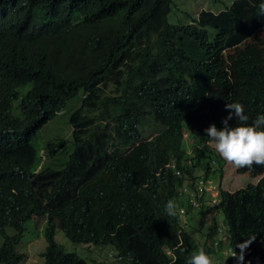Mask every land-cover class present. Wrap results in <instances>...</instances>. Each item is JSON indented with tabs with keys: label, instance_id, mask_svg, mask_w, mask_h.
<instances>
[{
	"label": "trees",
	"instance_id": "obj_1",
	"mask_svg": "<svg viewBox=\"0 0 264 264\" xmlns=\"http://www.w3.org/2000/svg\"><path fill=\"white\" fill-rule=\"evenodd\" d=\"M257 3L208 0L196 17L172 23L173 0H26L35 19L13 31L20 58L0 62L10 70L0 75V264L23 263L16 247L32 218L44 223L43 264H91L64 251L58 230L93 247L88 257L101 264H186L200 248L213 263L264 264V165L239 168L262 176L222 191L216 209L179 191L195 171L223 176L205 129L222 127L227 103L250 117L264 111ZM31 48L38 58L25 68ZM226 49L235 53L224 57ZM62 110L70 136L38 148L37 134ZM183 131L189 156L173 150Z\"/></svg>",
	"mask_w": 264,
	"mask_h": 264
},
{
	"label": "clouds",
	"instance_id": "obj_2",
	"mask_svg": "<svg viewBox=\"0 0 264 264\" xmlns=\"http://www.w3.org/2000/svg\"><path fill=\"white\" fill-rule=\"evenodd\" d=\"M11 4L15 8L10 10V7H12L10 6ZM28 7L30 9H34L29 1ZM29 8L26 7V0H0V62L2 61L3 63H7V61L4 59L5 57H12L14 55L17 57L19 56L21 50H15V48H17V41L13 37V31L15 26L22 22H24V26H28L31 22H33L32 20L35 19V13H31ZM257 9L258 12L263 10L264 2L258 0ZM259 31L256 32L254 37L263 38L264 35L257 36ZM29 53H32L29 58H26L22 61L25 63V68L32 67L38 58L37 50L31 48ZM232 53L235 52L231 49H226V51L222 52L221 55L226 57L228 54ZM259 58L262 57H257V59ZM10 65L11 69L20 67L18 62H14L13 60L11 61ZM7 72H10V70L7 68H0V75ZM26 86L21 88V92L25 93L30 89L29 88L27 91H24ZM225 108L228 110V112L227 115L221 120L222 127L217 128L215 124H210L205 129L207 137L211 140L206 144L215 150L217 155L221 158V161L223 160V176H219L218 172L203 173L202 171L197 172L194 170V179L189 180L188 183H184L182 188L179 189L180 192L188 193L193 197L194 205L207 206L210 207V209H216V206L220 204L222 191L234 192L228 189L225 190V188L222 187L226 170L230 168L233 169L232 167H235L233 170L234 173H237L239 168L247 166L250 169L254 163L258 165H264V111H259L254 117H250V115L245 111L244 105L237 101L227 103ZM63 115L64 110L58 112L56 118ZM233 119H235L237 123L235 126H230L229 121ZM250 120L251 122H249ZM179 141L181 142V148L178 150H173L175 152H181L184 155L189 156L192 152L191 146L193 145L191 133L188 131H183L182 137ZM238 175L242 176L245 174L239 173ZM262 175H264V172ZM261 176L254 178H257L258 180ZM192 188H195V190L192 191ZM166 212L171 216L176 215V208L173 201L167 202ZM215 221L219 226V231L223 230L220 227L222 224H220L217 219H215ZM222 226L225 230H227L225 223ZM218 234L220 237L223 236V232H218ZM216 239L217 242L220 241V239ZM225 243L230 242L227 241ZM246 243L247 242L244 244H239L238 246L243 249ZM18 246L16 248H18ZM224 253L225 255L228 254V256H232L230 258L236 257L232 249L226 248ZM24 255L25 258L22 261L23 263L26 261V257L28 256L26 254ZM239 258L241 260L243 259L242 253ZM186 264H213V260L203 248H200L194 251L191 256L187 258Z\"/></svg>",
	"mask_w": 264,
	"mask_h": 264
},
{
	"label": "rangeland",
	"instance_id": "obj_3",
	"mask_svg": "<svg viewBox=\"0 0 264 264\" xmlns=\"http://www.w3.org/2000/svg\"><path fill=\"white\" fill-rule=\"evenodd\" d=\"M177 10L174 11L173 14L170 15V22L174 23L178 19L182 22L187 21L184 14H190L197 16L198 12L204 8L207 9L208 6V0H173ZM264 35V29L259 31L257 33V36H263ZM30 88V85H27L24 89V91H27ZM65 115L57 117L53 122H51L48 126L43 128L36 137V140L34 142V145H36L38 148L42 149L43 146H45L46 143L52 141L53 139L60 138V137H69L71 134V129L66 128V121H65ZM155 129L154 127H151V131ZM235 169V167H232ZM231 169V168H230ZM228 169L225 172L223 185L222 187L230 191H235L240 188H245L249 184H255L257 181V178L251 177L249 174L245 175H238L236 172L234 173L233 169ZM207 210H211L210 207L207 208ZM180 219L184 218V212L180 211ZM217 221L224 225L223 216L220 213L217 216ZM33 218L26 222L25 224V231L23 233V238L21 243L19 244L17 251L24 253L28 255L26 257V261H24L23 264H43V259L41 257V254L43 253L45 249V239H44V223L43 221H37L32 222ZM220 225V227L223 228V226ZM9 235L14 234V232L11 229L6 230ZM202 232V231H200ZM205 232V228L203 230ZM55 241L64 249L65 252L68 253H75L79 255L80 257H83L88 262L92 264H101L96 259L93 262L94 258L88 257L87 251L90 248L93 250V247H90L88 245H82V244H74L66 239L64 234L61 231H56L55 234ZM2 239L0 237V246H1ZM103 259V256L102 258ZM227 260V259H226ZM225 260V261H226ZM106 262V261H103ZM220 259L216 260L213 264H220ZM230 264V263H226ZM232 264H236L233 262Z\"/></svg>",
	"mask_w": 264,
	"mask_h": 264
},
{
	"label": "bare ground",
	"instance_id": "obj_4",
	"mask_svg": "<svg viewBox=\"0 0 264 264\" xmlns=\"http://www.w3.org/2000/svg\"><path fill=\"white\" fill-rule=\"evenodd\" d=\"M191 190H192V191H194V190H195V188H192ZM206 207H207V206H206Z\"/></svg>",
	"mask_w": 264,
	"mask_h": 264
}]
</instances>
